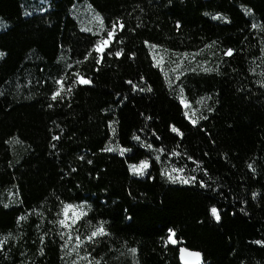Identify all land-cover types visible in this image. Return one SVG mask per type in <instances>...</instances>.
<instances>
[{
  "label": "trees",
  "instance_id": "1",
  "mask_svg": "<svg viewBox=\"0 0 264 264\" xmlns=\"http://www.w3.org/2000/svg\"><path fill=\"white\" fill-rule=\"evenodd\" d=\"M97 15L124 24L101 63ZM150 45L198 56L172 80ZM0 52V195L14 193L0 264H180L179 246L204 264H264V0H0ZM77 72L92 83L69 93ZM69 203L81 230L107 229L75 258L57 223Z\"/></svg>",
  "mask_w": 264,
  "mask_h": 264
},
{
  "label": "snow or ice",
  "instance_id": "2",
  "mask_svg": "<svg viewBox=\"0 0 264 264\" xmlns=\"http://www.w3.org/2000/svg\"><path fill=\"white\" fill-rule=\"evenodd\" d=\"M219 18V17H217ZM96 19L99 21V29L96 33H94V35H99L101 38H99L93 45V51L97 54V63H101L104 60V54L106 53V51L111 47V43L112 41L115 39L116 36V32H117V27H119L120 30L124 29V24L121 22L119 23V25H117L116 22H113L111 24V29L107 30L104 24V20L102 17H100L99 15L96 16ZM253 28H256L257 25H252ZM88 31H91V29H88ZM107 32L106 37L102 36L101 34L104 32ZM148 43V42H145ZM150 47L155 48L157 47L156 45H150ZM123 52V49H120L119 51L115 52V55L117 57H119ZM108 55H112L113 53L108 51L107 52ZM233 54V49H228L227 52L225 53V55L227 56H231ZM4 53L0 52V56H3ZM184 56H187V53L183 54ZM92 56V52H88L86 58L91 57ZM159 64V62H158ZM177 67H179V65H177ZM204 71H212V69L209 68H205ZM82 84V85H89L92 83L90 78H85L83 75H81L80 73H75V79L73 80L72 84H69L67 87V91L69 93L72 92L73 86L75 84ZM129 84H131L132 82L129 81ZM56 84L58 85V88L53 92L51 99L53 101L58 100V98L62 99V93L65 91V85H64V80L60 79L56 81ZM140 91H151V88H147V89H140ZM183 91V90H181ZM181 103L184 104L185 108H188L189 105L188 103L185 102L183 96H181ZM50 107L52 105H49ZM185 115L188 116V113L185 112ZM189 119H191V122L193 124L197 123L196 119H192L191 117H189ZM206 119V117H205ZM115 131V130H113ZM171 131L173 133L178 134L179 136H183V132H181V130L179 128H177L175 125L171 126ZM54 139H59V137H54ZM134 140L139 141L140 137L139 136H134L133 137ZM54 146V145H53ZM148 148H152L151 144H146L144 145ZM104 151H119L120 155H124L126 152H130L131 149L129 148H113V147H107L105 149H103ZM157 151L159 152H163L164 149H158ZM172 155H177V153L175 151L172 152ZM157 160L160 159L159 156L156 157ZM189 159H191V157H189ZM89 163H91V161H89ZM130 170L133 172V174L135 175H145L147 173V170L150 167V162L147 159H143L141 160L138 164H131L129 165ZM249 167L251 168L252 165L250 164ZM173 172H183V169H177L174 168L172 170ZM164 174L168 176V179L171 180L172 182H177V180H179V182L184 183V184H188L191 182H195L196 177H189V178H185L183 175L181 176H175L172 175V173L168 172L167 169H165ZM201 184H203V181H201ZM7 207V205H5ZM72 212V215L69 216V212ZM211 214L212 216L217 220L220 221L221 220V214L218 211V209L213 206L211 208ZM86 216V212L83 210V205H73L71 203L69 204H65L63 207V218L59 219L57 221V223L66 229H69V232L66 233L69 237V241L71 240L72 237V230L74 229V227ZM19 219L23 220L25 219V217H20ZM169 232V236L167 237V239L164 241L165 246H167V244L170 242L172 244H177L179 241L177 239H174V237L176 236V232L174 229H168ZM64 235V234H62ZM107 235V229L105 227V224L103 222H101L98 226H94L93 229L90 231V234H88L86 236V240L89 242H93L96 238L101 237V236H105ZM5 240H7V237L4 238ZM2 243V242H0ZM257 243H264V241H257ZM84 244V239L81 238L80 235L76 236V246L75 248L72 249V251H77L78 249L81 247V245ZM64 247H67V244H65ZM129 251L132 254H135L137 252L136 248H131L129 249ZM91 255V253H88L87 255H85L84 257H81L82 260H86L88 262V264H95L94 260H90L89 256ZM201 256L202 254L198 251H193L190 250L186 247H181L180 248V258L181 260L184 262V264H201ZM73 264H76L75 261H73Z\"/></svg>",
  "mask_w": 264,
  "mask_h": 264
},
{
  "label": "rangeland",
  "instance_id": "3",
  "mask_svg": "<svg viewBox=\"0 0 264 264\" xmlns=\"http://www.w3.org/2000/svg\"><path fill=\"white\" fill-rule=\"evenodd\" d=\"M151 52H152V55L154 57L156 65L164 68L166 70L168 76L172 80H175L177 77H179L181 74H183L185 72L186 68L193 61H195L197 56H198L197 54L193 55V56L192 55L191 56H189V55L184 56L183 54H181V55L175 54L174 55V54L168 53L167 51H165L159 47H155V48L151 47ZM158 62H159V64H158ZM177 65H179V67H177ZM117 149H120V148H117ZM132 175L135 177H142L141 175L133 174V172H132ZM13 201H14V193L11 191H9L8 193H4L3 195H0V203L3 202L6 205H10ZM83 210H84V208H83ZM71 215H72V212L70 211L69 216H71ZM62 218H63V211H62L61 216H60V219H62ZM60 228H61V232H62L61 234H64L62 236L66 239L68 255H70L72 258H75V255H77V251H72V249L75 248V246H76V236L80 235L81 238L83 239L84 236H87L88 234H90V231L92 229H90L88 227H84V229L81 230V228L78 227V224H77L74 227V229L72 230V237H71V240L69 241V237L66 234L69 232V229L63 228L61 226H60Z\"/></svg>",
  "mask_w": 264,
  "mask_h": 264
},
{
  "label": "water",
  "instance_id": "4",
  "mask_svg": "<svg viewBox=\"0 0 264 264\" xmlns=\"http://www.w3.org/2000/svg\"><path fill=\"white\" fill-rule=\"evenodd\" d=\"M181 247H185V246H179L178 247V249H179V262H180V264H184V262L181 260V258H180V248ZM204 262H205V260H204V257H203V255L201 256V264H204Z\"/></svg>",
  "mask_w": 264,
  "mask_h": 264
}]
</instances>
